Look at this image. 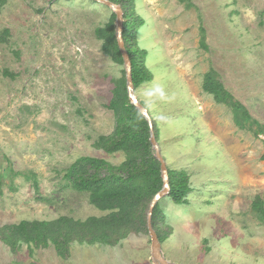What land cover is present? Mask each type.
<instances>
[{
    "label": "rangeland",
    "instance_id": "374dc122",
    "mask_svg": "<svg viewBox=\"0 0 264 264\" xmlns=\"http://www.w3.org/2000/svg\"><path fill=\"white\" fill-rule=\"evenodd\" d=\"M134 13L144 21L135 41L152 74L135 94L156 123L168 170L186 172L191 188L185 205L158 202L164 257L264 264V223L252 209L255 197L264 202V138L238 129L231 109L202 90L215 70L264 126V0H135ZM111 15L94 0H0V34L9 31L0 42V228L107 214L63 176L81 157L125 160L94 147L115 128L107 106L113 81L126 76L95 35ZM147 230L146 217L145 229L130 227L113 244L74 241L67 258L52 245L13 252L0 240V264H153Z\"/></svg>",
    "mask_w": 264,
    "mask_h": 264
},
{
    "label": "trees",
    "instance_id": "16d2710c",
    "mask_svg": "<svg viewBox=\"0 0 264 264\" xmlns=\"http://www.w3.org/2000/svg\"><path fill=\"white\" fill-rule=\"evenodd\" d=\"M108 1L119 5L124 12L122 36L131 60L132 79L136 89L152 80V74L145 65L147 52L140 49L135 41V35L144 21L134 13L135 0ZM187 6L191 5L188 3ZM115 20L116 16L112 13L108 23L95 30V35L102 41L103 52L110 56L113 62L123 65L115 35ZM200 34V46L206 50L203 28L200 29ZM8 36L9 31L4 30L0 34V42L6 41ZM1 73L4 77H15L8 70H3ZM113 82L112 98L107 108L113 113L115 128L111 135L100 136L94 147L108 154L122 152L125 156L124 162L114 166L103 159L81 157L65 171L63 176L70 188L86 193L89 203L107 214L89 217L85 221L60 217L53 221H21L18 224L3 226L0 228V240L11 251L15 252L23 244L30 249L52 245L60 257L67 258L69 246L74 241L89 245L95 243L109 245L115 243L119 236L125 237L124 231L129 230L130 227H139V231L146 228L150 204L163 185L160 163L155 158L151 146L149 125L128 98L125 77ZM202 90L210 95L216 104L231 109L234 124L238 129L247 130L256 138L259 136L264 138V126L254 120L248 110L224 88L215 70L209 69L204 74ZM140 103L145 106L143 102ZM153 133L158 141L159 131L155 121H153ZM168 172L170 192L166 197L176 205L187 204V195L191 192L188 174L184 171L168 170ZM3 177L4 174H0V179ZM33 185L37 188L36 182ZM252 209L258 214V220L264 223V202L260 197H255ZM162 220V212L157 204L153 210L152 224L160 242L165 240L159 225Z\"/></svg>",
    "mask_w": 264,
    "mask_h": 264
},
{
    "label": "water",
    "instance_id": "95a60500",
    "mask_svg": "<svg viewBox=\"0 0 264 264\" xmlns=\"http://www.w3.org/2000/svg\"><path fill=\"white\" fill-rule=\"evenodd\" d=\"M94 1L104 4L106 7L111 9L112 13L116 16L115 35L117 39V45H118V48H119V51L121 53L122 60H123V67H124V71L126 75L125 79H126V88H127L128 98L131 104L146 119L149 125V128L151 130V138H150L151 146L155 152V158L160 163V174H161V178L163 181V185H162L161 190L154 196L150 204L148 213H147V229H148L149 238H150L151 260L153 264H175L167 260L164 257V254L161 248V242L152 224V215H153V210L155 206L158 204V202L162 198L166 197L170 192L169 172H168L166 162L160 153L158 142L153 133V120L150 117L146 107L140 103V101L138 100L135 94V88H134L133 79H132V64H131V60H130L128 51L126 49L123 36H122L123 30H124V12L119 5L113 4L112 2L108 0H94Z\"/></svg>",
    "mask_w": 264,
    "mask_h": 264
}]
</instances>
